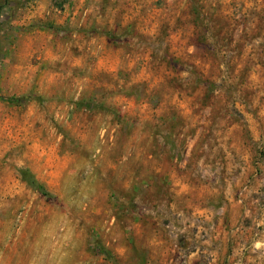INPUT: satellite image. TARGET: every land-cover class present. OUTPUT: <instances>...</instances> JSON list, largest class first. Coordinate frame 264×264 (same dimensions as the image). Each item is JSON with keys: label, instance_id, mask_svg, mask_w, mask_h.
<instances>
[{"label": "rangeland", "instance_id": "1", "mask_svg": "<svg viewBox=\"0 0 264 264\" xmlns=\"http://www.w3.org/2000/svg\"><path fill=\"white\" fill-rule=\"evenodd\" d=\"M0 264H264V0H0Z\"/></svg>", "mask_w": 264, "mask_h": 264}, {"label": "trees", "instance_id": "2", "mask_svg": "<svg viewBox=\"0 0 264 264\" xmlns=\"http://www.w3.org/2000/svg\"><path fill=\"white\" fill-rule=\"evenodd\" d=\"M26 176V174H24ZM33 183V182H32ZM39 189H41L40 187H38Z\"/></svg>", "mask_w": 264, "mask_h": 264}]
</instances>
